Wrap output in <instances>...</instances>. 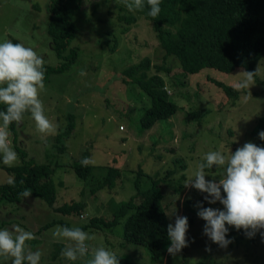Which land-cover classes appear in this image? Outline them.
<instances>
[{
    "label": "rangeland",
    "instance_id": "obj_1",
    "mask_svg": "<svg viewBox=\"0 0 264 264\" xmlns=\"http://www.w3.org/2000/svg\"><path fill=\"white\" fill-rule=\"evenodd\" d=\"M49 3L50 0H0V43L9 40L22 43L33 48L44 59V65H57L60 60L48 33ZM122 14L135 15L136 21L127 23L119 18ZM74 25L76 33L72 45L79 48L77 58L68 70L52 74L40 93L44 113L54 124L55 131L40 133L30 112L17 123L16 134L8 131L9 146L17 153L11 166L28 159L36 164L52 165L57 188L55 206L81 200L86 202L85 211L79 216L63 214L42 199L26 195L19 202H0V230H11L13 225H19L31 231L35 239L26 242V251L39 250L40 264H65L70 260L62 258L61 251L67 242L55 241L51 235L56 226H64L56 223L39 232L37 228L42 223L62 217L78 226L87 223L93 215L110 217L113 207L126 201L136 190L138 169L160 177L171 171L161 184L163 203L173 225L177 216L188 218L187 247L175 256L166 253L152 262L142 244L122 239V216L110 227L88 225L83 229L95 237L88 241L90 249L104 246L116 253L120 264H199V261L264 264L261 229L249 237L243 233V228L237 230L226 225L227 238L232 242L226 248L220 247L204 234L206 221L198 216L197 205L221 210L224 206L219 201L209 204L205 200L207 193L184 186L197 165L204 162L206 153L217 150L234 153L248 142L258 146L253 129L264 115V55L256 67V70L261 67L256 83L232 98L226 97L211 79L235 87L240 79L236 74L244 71L243 67L228 73L210 67L193 74L184 73L175 56L164 58V49L152 23L137 11L120 9L116 0H83L80 10L74 14ZM114 40L116 46L111 50ZM145 55L152 64L150 73L156 72V66L163 67L159 74L178 109L169 118L140 131L139 115L149 105V100L138 85L125 83L121 78L126 67ZM69 114L74 115V131L66 139V150L59 152L56 135L65 128ZM16 146L24 152L25 158L19 156ZM86 148L91 153L89 164L94 166L96 183L109 168L119 171L113 188L90 192L91 185H85L74 174L71 165L80 159ZM2 166L7 165L0 162V183L11 178ZM204 171L206 180L217 183L225 175L224 166L214 165ZM144 174L141 172L139 179L141 188L150 182ZM181 174L184 179H180ZM179 184L184 188L179 189ZM58 242L62 243L60 248ZM208 248L211 251H207ZM90 258L91 252L76 261L86 264ZM0 264H12V258L0 256Z\"/></svg>",
    "mask_w": 264,
    "mask_h": 264
},
{
    "label": "trees",
    "instance_id": "obj_2",
    "mask_svg": "<svg viewBox=\"0 0 264 264\" xmlns=\"http://www.w3.org/2000/svg\"><path fill=\"white\" fill-rule=\"evenodd\" d=\"M116 1L120 9L127 8L124 0ZM82 2L83 0H50L48 33L60 62L57 65H44V82L49 81L52 74L68 70L77 58L79 48L72 45L76 33L74 14L80 10ZM160 8L161 12L156 18L147 15L150 9L145 0L144 10L136 11L152 23L153 30L164 49V58L168 55L175 56L184 73H197L205 67L226 73L238 67H243L246 71L256 70L257 64L264 55V0H161ZM119 18L127 23L136 21V16L132 14H122ZM115 46L116 41L110 45V49L114 50ZM151 66L149 56L145 55L139 62L129 65L122 71L121 80L138 85L149 100V105L139 115L140 131L149 129L158 120L169 118L178 109V105L170 99L164 78L159 74L163 67L156 66V72L150 73ZM211 81L222 89L226 97H238L239 92L234 86L216 79ZM5 107L0 104V111L5 110ZM74 126V115L69 114L65 128L56 135L59 152L66 150V139L72 135ZM16 128V122L9 126L15 134ZM263 130L264 115L253 129L260 147H264V140L259 137V133ZM17 151L20 157L25 158L24 152L19 147ZM90 156L91 153L86 148L80 159L75 160L71 165L74 174L83 180L85 185L86 183L91 185L90 192L113 188L119 171L109 168L106 175L96 183L94 166L91 164L84 166L81 163ZM2 167L8 171L11 178L0 183V202L4 200L11 203L19 202L26 196L25 193H28L42 199L55 211L63 214L79 216L85 211L86 202L81 200H72L61 206H55L57 188L53 179L55 168L52 165L36 164L28 159L22 160L17 166ZM141 172L144 174L138 169L136 190L126 201L119 202L113 207L110 217L93 215L87 223L78 226H73L70 221L62 217L52 218L42 223L37 231L40 232L56 223L81 229H85L88 225L110 227L123 216L122 239L142 244L147 249L149 259L157 262L169 253L167 248L171 244L168 225L172 223L166 215L161 188V184L171 171H167V175L163 177L144 174L150 179L145 188L139 185ZM180 179H184V174H181ZM178 186L179 189L184 188L183 184ZM261 232H264V229H261ZM57 245L60 248L62 243L58 242ZM65 264L79 263L68 261ZM199 264L206 263L199 261Z\"/></svg>",
    "mask_w": 264,
    "mask_h": 264
},
{
    "label": "clouds",
    "instance_id": "obj_3",
    "mask_svg": "<svg viewBox=\"0 0 264 264\" xmlns=\"http://www.w3.org/2000/svg\"><path fill=\"white\" fill-rule=\"evenodd\" d=\"M161 0H146L149 7L147 15L156 18L160 12ZM129 11L145 8V0H124ZM261 73L259 66L256 71H241L236 74L240 79L235 84V90H249ZM45 79L44 59L31 48L22 43L5 41L0 43V104L5 110L0 111V162L11 166L17 159V153L9 146V126L20 123L26 112H30L35 121L36 129L43 134L55 131L54 124L44 113L40 93L43 91ZM264 140V131L259 133ZM197 165V170L185 183V187L207 193L205 200L209 204L219 201L224 209H213L198 204V216L206 221L204 234L222 248L232 241L227 238L229 231L226 225L237 230L243 228L247 236L264 229V147L248 142L234 153L225 154L222 150L210 151ZM82 165L90 163L89 158L81 161ZM225 167V175L219 182L205 179V168L213 166ZM223 193L226 194L222 195ZM28 195V193H25ZM211 197V199L209 198ZM188 218L177 216L175 224L168 225V237L171 241L167 248L169 254L175 256L188 246ZM51 235L55 241H66L61 251L62 258L70 261L84 258L91 252V258L86 264H120L114 251L104 246L91 247L88 241L95 237L80 227L56 226ZM35 239L31 231H26L19 225L12 229L0 230V256L11 257L12 264H40L41 252L26 251V242ZM211 251L210 248L206 249Z\"/></svg>",
    "mask_w": 264,
    "mask_h": 264
}]
</instances>
